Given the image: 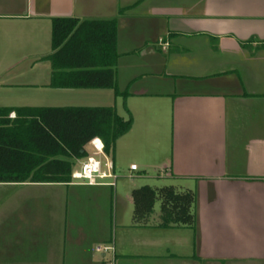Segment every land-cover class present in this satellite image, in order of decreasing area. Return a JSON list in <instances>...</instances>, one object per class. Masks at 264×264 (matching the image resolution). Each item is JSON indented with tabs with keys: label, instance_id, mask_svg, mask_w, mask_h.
I'll return each instance as SVG.
<instances>
[{
	"label": "crops",
	"instance_id": "obj_1",
	"mask_svg": "<svg viewBox=\"0 0 264 264\" xmlns=\"http://www.w3.org/2000/svg\"><path fill=\"white\" fill-rule=\"evenodd\" d=\"M55 18H117L128 95L85 94L132 118L118 141L129 171L142 160L145 175L192 190L196 225L163 228L153 212L136 226L134 188L119 179L0 184V264H264V0H0V108L79 101L83 90L50 87L49 65L29 86Z\"/></svg>",
	"mask_w": 264,
	"mask_h": 264
},
{
	"label": "trees",
	"instance_id": "obj_2",
	"mask_svg": "<svg viewBox=\"0 0 264 264\" xmlns=\"http://www.w3.org/2000/svg\"><path fill=\"white\" fill-rule=\"evenodd\" d=\"M117 34V18L53 19L50 87L113 90L116 98L127 97L118 87ZM132 125V118L120 117L113 107L0 108V184H72L93 140H101L112 157ZM132 198L136 226L144 225L160 202V227L195 228L192 190L144 186L134 189Z\"/></svg>",
	"mask_w": 264,
	"mask_h": 264
},
{
	"label": "rangeland",
	"instance_id": "obj_3",
	"mask_svg": "<svg viewBox=\"0 0 264 264\" xmlns=\"http://www.w3.org/2000/svg\"><path fill=\"white\" fill-rule=\"evenodd\" d=\"M52 54V51L50 52L49 56ZM49 56L48 57H44V59L39 60V68H37L38 70H36V72H31V68H30V63L31 59H29V86L30 84H35V83H41L43 84L45 82V80H47V76L48 78H50L51 73L50 70L52 68L51 66V62L49 60ZM51 66V68H48V66ZM50 69V70H49ZM81 93V96L79 98H76L77 100H74V95L70 96L68 99H66L65 101L67 102V104H72L70 105L71 107H91L94 108V104H100L97 103V101H94L91 99V97L87 93L86 90H83ZM77 97V96H76ZM94 99V98H93ZM75 104V105H74ZM66 107V106H65ZM65 107H61V108H65ZM119 141V140H118ZM117 141V146H116V151H115V162H116V176L118 177V183L119 185L123 182L126 183H130L134 189L137 188H141L144 186H149L151 188H161V187H165V186H171V183L166 182L164 180H161L159 178V175H162V172H160L158 169H148L147 175H145L143 173L144 169L142 168V166H140V161H134L135 164L138 165L139 167V171L132 173L129 171L130 169V165L131 163H133L132 158L134 159V157L129 156L127 154L128 148L126 146V142L124 144H122V142H118ZM127 141V140H126ZM87 151H91L90 148H87ZM79 167V164L76 165L74 171H76ZM137 168V166H136ZM145 178V179H143ZM178 189V188H177ZM155 215L153 214L152 217H156L155 219L159 218L160 216V202H157L155 205V211H154Z\"/></svg>",
	"mask_w": 264,
	"mask_h": 264
},
{
	"label": "built area",
	"instance_id": "obj_4",
	"mask_svg": "<svg viewBox=\"0 0 264 264\" xmlns=\"http://www.w3.org/2000/svg\"><path fill=\"white\" fill-rule=\"evenodd\" d=\"M88 147V157L81 161L78 169L73 172V183L86 186H110L115 187L116 176L112 159L104 152V144L101 140H93ZM136 166L132 170H136ZM100 251L111 250L109 247H100Z\"/></svg>",
	"mask_w": 264,
	"mask_h": 264
}]
</instances>
